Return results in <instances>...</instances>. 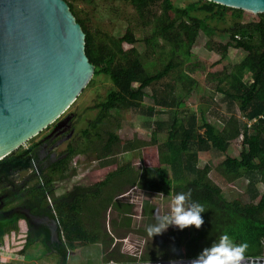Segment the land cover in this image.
Returning <instances> with one entry per match:
<instances>
[{
	"label": "trees",
	"instance_id": "obj_1",
	"mask_svg": "<svg viewBox=\"0 0 264 264\" xmlns=\"http://www.w3.org/2000/svg\"><path fill=\"white\" fill-rule=\"evenodd\" d=\"M112 1L128 2L136 8L142 18H147L143 23L153 25L154 29L152 33L146 34V41L158 42L161 38L173 44L172 58L153 73L146 69L138 53L124 62L117 61V54L113 49L102 42H95L84 20L78 18L72 11L73 5L67 3L85 33V52L95 66L94 76H107L113 88L104 100L94 106L99 110L89 121V128L82 133L87 144L83 147L70 144L68 156L52 163L49 172L45 174V182L37 181L31 187L22 189L25 182L18 184L12 177L16 172L32 169L33 161L38 158L35 146L20 147L0 160V205L19 204L29 207L36 213L48 211L56 223V237L52 238V233L46 225L36 228L29 222L30 233L22 251H26L42 238L45 246L57 253L63 264H67L69 256L77 250L98 243L101 239L106 244L112 243L116 235L120 236L121 230L110 240H106L109 233L101 231L100 212L97 210L94 213V208L96 202L98 204L102 202L101 208L111 206L118 216L117 220H114L115 224L121 228L125 227L126 230L130 228L132 223L130 207L134 204L124 197H116L117 194L110 188L107 189L113 182L121 179L122 184L139 186L150 191L166 190L173 196L190 189L192 202L204 206L205 212L201 213L204 223L199 229L190 226L168 235H173V242L170 248L171 257L165 258L198 256L213 242L218 243L225 233L237 244L242 242L249 244L246 256H264V193H259L254 185H250L252 191L250 201L239 198L227 199L221 185L209 176V173L215 170L223 179L233 182L243 176L248 178V173H255V176H259L264 182V13L226 7L206 0H197L186 7H175L173 0ZM158 2L163 5L162 12L154 14L150 7ZM197 11L205 12L206 16L201 18L194 15L193 12ZM228 11L234 13L236 20L218 35V42L214 47L223 59L228 58L231 47L235 48L237 61L230 70L224 69L223 73L215 77L218 81L216 89L239 102V110L245 120H240L235 114L223 116V126L218 128L209 122L205 115L200 118L201 124H198L195 114L186 118L174 117L166 135V149H163L162 153L155 145L157 143L155 132L154 141L144 143L145 150L139 158L133 160V163H141L140 169H134L130 163L116 168L104 166L98 171L92 185L79 183L77 179V183L75 182V186L68 190V193L54 195L56 191L54 178L58 172L61 176L64 175L62 177H67L65 172L70 167L74 154L93 149L96 151L98 161L103 162L115 154V147L119 144H123L126 151L136 149L138 145L132 141H123L117 131L111 130L113 121H110V118L113 113L139 107L145 98L146 88L167 77L191 55L201 29L214 33V29H209L207 20H221ZM116 42L120 46H134L137 38L133 29L129 26L122 28ZM181 50L183 55L179 56ZM175 56L178 57L177 61L174 59ZM195 72L193 68L189 74L185 72L180 75L188 81L184 86L186 91H191L197 84V80L191 76ZM93 81L92 78L88 85ZM173 89L170 85L166 96H154L155 103L165 107L172 105L180 107L184 104L185 101H178L173 95ZM208 102L213 104V98L211 97ZM149 109L150 113L155 111V107ZM177 112L173 110L172 113ZM250 121L254 123L249 127ZM102 131L106 133V138ZM96 138H99L100 142L93 146ZM193 143L197 144L199 150H190ZM230 145L236 147L238 154L227 155L221 162H216L212 158L203 167L198 166L199 151L211 150L222 154L228 152ZM127 175L129 177L125 178ZM255 180L254 182L249 180V183H255ZM50 195L53 196L55 203L51 207L48 206ZM143 209L147 217L159 214V208L151 205L149 198L143 200ZM86 212L89 224L83 219ZM24 214L18 212L8 216L0 207V244L6 231L19 219L28 221ZM155 245L157 246H150L149 253L140 260L155 259L161 254H168L170 247L168 244L159 242ZM109 254L107 262L138 260L132 259L128 253L117 250H112Z\"/></svg>",
	"mask_w": 264,
	"mask_h": 264
},
{
	"label": "rangeland",
	"instance_id": "obj_2",
	"mask_svg": "<svg viewBox=\"0 0 264 264\" xmlns=\"http://www.w3.org/2000/svg\"><path fill=\"white\" fill-rule=\"evenodd\" d=\"M65 1L72 4V11L75 12L78 18L84 20L88 30L93 34L95 42H102L113 49L117 54V61L124 62L127 58L134 57L138 53L137 55L144 62L146 69L153 73L162 68L172 58L173 44L165 42L161 38L158 42L146 41V34L152 33L154 26L144 24L143 22L147 18H142L140 13L130 3L112 0ZM196 1L173 0L175 7H186L188 4ZM162 7L161 2H158L150 8L154 14H161ZM193 14L201 18L206 16V13L202 11L193 12ZM76 16H74L75 19ZM235 20L236 17H234L232 11H228L221 20L208 19L207 24L209 29H214V33L201 29L197 41L192 47L191 55L185 58L182 65L172 70L161 81L147 87L145 98L139 107L118 110L113 113V116L110 118V121H113L110 127L111 130L117 131L123 141H132L138 145L136 149L126 151L124 145L119 144L115 147V154L103 162L98 161L96 151L93 149L74 154L70 167L65 172V176L67 177H62L64 175L61 176L58 172L54 178L53 183L56 185L54 195L68 193V190L75 186L77 179H79L77 181L79 183L92 185L98 171L104 166H114L116 168L130 163L133 164L134 169H140L141 163H133V160L139 158L145 150L143 148L144 143L153 142V132H155L157 135V143L155 145H157L158 150L162 153L163 149H166V135L171 128L174 117L186 118L191 114H195L198 118V124H201L200 118L202 115H205L206 119L218 128H222L223 126V116L229 117L235 114L240 120H245L244 116L240 113L239 102L234 101L222 92H218L216 89L218 81L215 77L223 73L224 69H231L233 63L237 61V50L231 47L228 58L223 59L219 52L215 51L214 46L217 45L218 35L222 33L223 29L233 25ZM127 26L133 29L137 38L134 46H120L116 42L119 31ZM182 55L183 50L179 53V56ZM174 59L177 61L178 57L175 56ZM193 68H195L196 72L192 73L191 76L197 80V84L192 87L191 91H186L184 86L188 81L183 76L181 78L180 75L185 72L189 74ZM93 79V83L81 92L77 100L64 113V115L73 113L71 119L75 117L73 120L75 129L69 134L70 137H65V135L62 137V144L57 148L59 153L68 151L70 144L79 147L87 144L82 133L85 129L89 128V121L95 117L99 110L94 106L104 100L108 92L113 88V84L107 76L97 75L93 76ZM170 85L174 88L173 95L176 96L177 100L185 101L180 107L176 105L160 106L154 101V96H166L170 90ZM211 97L214 101L213 104L208 102ZM150 107H155L153 113H150ZM173 110L178 112L173 114ZM252 123L254 121L248 122V126L250 127ZM53 124H50L38 135L31 138L24 147L27 148L37 143L52 128ZM102 134L106 138V133L102 131ZM99 142L100 139L96 138L93 146L98 145ZM190 150H199L197 144H191ZM236 154H238V151L234 145H230L228 152L222 154H217L211 150L205 152L199 151L198 166L203 167L212 158L216 162H221L227 155L235 156ZM39 163L40 161H35L32 169L13 174L12 177L16 183L21 184L25 182L22 189L31 187L37 181L45 182V174L49 170L43 168L44 163ZM209 176L214 182L221 185L224 197L227 199L239 198L243 201H250L252 194L249 188L250 185H254L259 193H264V182H262L259 176H255V173H248L249 179L243 176L233 182L226 181L215 170H212ZM128 177L127 175L125 178ZM249 180H253V182L255 180V183H249ZM62 183L63 185H60ZM122 183V180L118 179L108 186L107 189L110 188L114 194H117L116 197L124 195L123 197L126 200L134 204V206L130 207V216L132 218L130 228L126 230L125 227H118L114 222L118 217L115 210L111 206L106 209L101 208L100 203L102 202L99 204L96 202L94 213L97 210L100 212L99 224L101 231L109 233L106 240H110L121 230L120 236L116 235V239L110 244L109 242L106 244L101 239L98 243H93L82 250H77L73 254L71 253L72 255L69 256L67 264H104L107 262L106 259L109 258V252L112 250L128 253L133 257L132 259H140L149 253L150 246L156 247L157 245L155 244L159 242L170 246L168 254H161L160 256L171 257L170 248L173 242V235H168L181 229L176 226H169L162 234L154 235L153 237L149 236L145 231L149 225L156 223V216L147 217V214H144L143 200L149 198L150 204L156 206L157 209L159 208V214H164L170 211L171 200L174 196L166 190L150 191L141 189L139 186ZM53 201V196L50 195L48 202L52 203ZM83 215L84 221L86 224H89L87 212ZM29 230V221L21 218L6 231V234L2 237V244H0V264H63L60 256L53 250L48 249L42 238L26 251H22V247L26 243L28 234L30 233Z\"/></svg>",
	"mask_w": 264,
	"mask_h": 264
},
{
	"label": "water",
	"instance_id": "obj_3",
	"mask_svg": "<svg viewBox=\"0 0 264 264\" xmlns=\"http://www.w3.org/2000/svg\"><path fill=\"white\" fill-rule=\"evenodd\" d=\"M206 1L264 13V0ZM94 73L85 33L65 0H0V160L61 118ZM242 264H264V256L245 257Z\"/></svg>",
	"mask_w": 264,
	"mask_h": 264
},
{
	"label": "clouds",
	"instance_id": "obj_4",
	"mask_svg": "<svg viewBox=\"0 0 264 264\" xmlns=\"http://www.w3.org/2000/svg\"><path fill=\"white\" fill-rule=\"evenodd\" d=\"M36 145L37 144L35 143L31 146H35L36 150ZM24 146L25 144L20 147ZM35 161L36 160L33 161V164ZM123 196L124 195H120L118 197ZM203 212H205L203 205L197 202H192V193L190 189L187 192L176 193L171 200L170 211L164 214H158L156 216V223L149 225L146 232L149 236L153 237L154 235L162 234L169 226H176L181 230L190 226H195L199 229L204 223L201 215ZM248 248L249 244L247 242L237 244L227 233H225L220 237L218 243L213 242L210 247L204 248L198 256L189 257L195 258L190 261V264H242L245 257H252L246 256ZM177 259L184 258H165L160 256L155 259H138L131 261H157V264H163L167 260ZM117 262L111 260L104 264H116Z\"/></svg>",
	"mask_w": 264,
	"mask_h": 264
},
{
	"label": "flooded vegetation",
	"instance_id": "obj_5",
	"mask_svg": "<svg viewBox=\"0 0 264 264\" xmlns=\"http://www.w3.org/2000/svg\"><path fill=\"white\" fill-rule=\"evenodd\" d=\"M66 117L59 118L57 121L54 122L52 128L44 134L39 141L36 143V152L38 158L36 161H40L39 164L44 163L43 168L49 169L55 161H58L61 158H66L68 156V152L59 153L57 148L62 144V137H70V133L74 128V118L69 120H63ZM61 121V122H59ZM4 203L0 205L1 210L6 215H14L15 213H21L26 215L28 221L32 223L36 227L46 225L50 232L52 233V238L56 237L55 226L56 223L53 220V217L49 214L48 211L46 212H32L31 209L27 206H22L19 204H12L8 206H4ZM54 201L50 203L48 206H54Z\"/></svg>",
	"mask_w": 264,
	"mask_h": 264
},
{
	"label": "bare ground",
	"instance_id": "obj_6",
	"mask_svg": "<svg viewBox=\"0 0 264 264\" xmlns=\"http://www.w3.org/2000/svg\"><path fill=\"white\" fill-rule=\"evenodd\" d=\"M254 9H256V10H258V11L263 10V9H257V8H254Z\"/></svg>",
	"mask_w": 264,
	"mask_h": 264
}]
</instances>
